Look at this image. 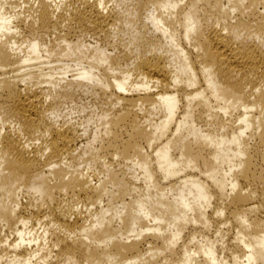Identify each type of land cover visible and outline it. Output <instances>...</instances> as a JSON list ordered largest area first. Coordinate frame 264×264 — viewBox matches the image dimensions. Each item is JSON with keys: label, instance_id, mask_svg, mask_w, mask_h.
Listing matches in <instances>:
<instances>
[{"label": "bare ground", "instance_id": "bare-ground-1", "mask_svg": "<svg viewBox=\"0 0 264 264\" xmlns=\"http://www.w3.org/2000/svg\"><path fill=\"white\" fill-rule=\"evenodd\" d=\"M262 213L264 0H0V264H264Z\"/></svg>", "mask_w": 264, "mask_h": 264}, {"label": "rangeland", "instance_id": "rangeland-1", "mask_svg": "<svg viewBox=\"0 0 264 264\" xmlns=\"http://www.w3.org/2000/svg\"><path fill=\"white\" fill-rule=\"evenodd\" d=\"M114 3L113 2H111L110 3V5L109 6H111V7H114V5H113ZM120 11L123 13V14H127L126 13V11H125V9H122V7H120ZM129 33V28H128V25H124L123 26V28L120 30V35L117 37V39H119V37H121L120 39H122L123 38V40L124 39H126L127 38V34ZM113 38V37H112ZM113 40H114V38H113ZM112 39H107V40H103V39H101V40H99V39H96L95 37H93V36H87V37H85L84 38V43L87 45V44H90V45H95V43L96 44H98L99 46H101L102 48H104V49H108L109 50V52L112 50L111 49V47H112V45H113V43H112V41H113ZM115 40H116V38H115ZM54 62V63H53ZM51 61V63H53V65L54 66H58V65H61V64H63V63H58V62H56L55 63V61ZM51 66V65H50ZM69 75H71V74H68V76ZM93 100V98H91V96L89 97V95H88V97H83V99H82V104H86L85 106L87 107V109H86V112L85 113H78L76 110H68V109H70V108H64L63 110H62V114H64V115H66L65 116V118L63 117L64 115H62L61 114V117H63L64 118V120H72V122H77V123H79V122H81L82 120L84 121L85 120V117H87V115H90V114H92V112H98L99 110H98V108H96V107H94V101H92ZM70 115V116H69ZM61 117H59L58 118V120H60V121H63V119L61 118ZM92 128V126L90 127V129ZM87 138V137H86ZM86 139L85 138H83L82 139V142H81V144H84V143H86ZM90 141V140H89ZM104 159H102V160H100V162H102ZM85 161H86V163H91L90 162V158H86L85 159ZM105 162H108V160H104ZM117 164H115V166H116ZM87 167H88V165H87ZM92 170H93V168H92ZM94 171H96V170H94ZM20 198H22V196H20ZM25 198H24V196H23V198H22V202L24 203L25 202ZM262 215H263V217H264V213H262ZM214 231H215V229H214V227L213 228H210V232H208V235H209V237H211V239L212 240H214L215 238H216V235L214 234ZM224 233H223V245L225 246H227V244L228 243H230V240L232 239L231 237H232V235L234 234V232L233 231H231V232H227L226 230H222ZM6 233V234H5ZM226 233V234H225ZM4 234L5 235H7V232H3L1 235L2 236H4ZM231 234V235H230ZM219 239V238H218ZM221 244V242L220 243H218L217 245H220ZM228 260V259H227Z\"/></svg>", "mask_w": 264, "mask_h": 264}]
</instances>
